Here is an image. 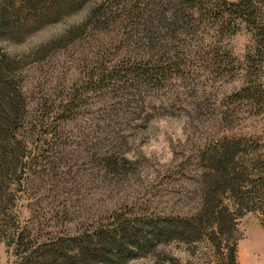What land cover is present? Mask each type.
I'll return each instance as SVG.
<instances>
[{"label":"rangeland","instance_id":"374dc122","mask_svg":"<svg viewBox=\"0 0 264 264\" xmlns=\"http://www.w3.org/2000/svg\"><path fill=\"white\" fill-rule=\"evenodd\" d=\"M198 15L177 0H90L23 39L0 44L18 61L26 113L19 134L32 159L24 188L0 205V264H14L4 235L7 210L41 233L40 240L78 233L119 209L188 217L204 203L203 176L192 162L200 148L224 137H250L264 146V116L231 99L247 80L250 33L241 25L233 35H220L218 24ZM82 24L83 32L61 38ZM127 33L136 39L125 40ZM163 46L180 49L187 60L183 75L161 89L138 81L89 82L109 65L145 60ZM199 47H216L217 56ZM223 52L233 66L222 61ZM256 79L264 88V62ZM68 95L75 97L70 119L47 122ZM237 236L235 264H264V218L245 214ZM156 248L145 254H165L164 261L140 255L128 264H205L214 254L208 241L170 240Z\"/></svg>","mask_w":264,"mask_h":264},{"label":"trees","instance_id":"16d2710c","mask_svg":"<svg viewBox=\"0 0 264 264\" xmlns=\"http://www.w3.org/2000/svg\"><path fill=\"white\" fill-rule=\"evenodd\" d=\"M88 1L0 0V44L23 39L47 24L63 19ZM177 2L186 10L196 11L203 22L218 24L220 35L226 31L233 35L241 25L245 26L251 36L245 54L247 80L231 99L248 102L255 115L264 116V88L256 79L264 62V3L235 0L222 1L216 6L204 0ZM98 10V7L93 9L91 16H96ZM81 27L85 29L86 24L72 27L61 38L83 32ZM131 38L135 40L136 35H125V40ZM215 48L198 49L214 57L218 52ZM223 53L222 61H227V67L233 66L230 54ZM125 60L91 74L89 82L105 80L112 85H131L138 81L158 90L168 80L183 75L187 58L180 49L163 46L145 60L132 62L130 57ZM17 70L18 61L0 46V199L3 197L0 205L6 206L15 192L24 188L32 160L27 156L26 143L19 134L26 113ZM74 101L75 97L68 95L61 110H52L46 121L70 119L69 111ZM192 162L203 176L204 203L188 217L137 215L131 209L125 212L119 209L78 233L55 234L40 240L41 233L33 234L27 225L14 219L12 210L5 211L3 220L7 229L4 235L7 245L12 248L14 264H128L140 255H152L156 260L163 256L164 261L165 254L145 253L156 251L159 244L170 240L208 241L214 254L206 257L205 264H235L239 219L247 213L264 218V146L250 137H224L200 148ZM168 260L167 263L172 264L169 263L171 259Z\"/></svg>","mask_w":264,"mask_h":264}]
</instances>
